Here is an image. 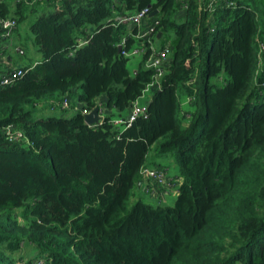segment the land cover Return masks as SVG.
Returning a JSON list of instances; mask_svg holds the SVG:
<instances>
[{
  "label": "trees",
  "instance_id": "trees-1",
  "mask_svg": "<svg viewBox=\"0 0 264 264\" xmlns=\"http://www.w3.org/2000/svg\"><path fill=\"white\" fill-rule=\"evenodd\" d=\"M144 10L158 11L146 43L120 22ZM32 16L40 58L18 65ZM2 19L17 26L0 25V264H264V0H0ZM157 38L171 50L160 89L117 127L153 81ZM141 184L175 205L145 203Z\"/></svg>",
  "mask_w": 264,
  "mask_h": 264
},
{
  "label": "built area",
  "instance_id": "built-area-1",
  "mask_svg": "<svg viewBox=\"0 0 264 264\" xmlns=\"http://www.w3.org/2000/svg\"><path fill=\"white\" fill-rule=\"evenodd\" d=\"M37 1V0H36ZM214 1H220V0H214ZM147 18H151L150 16H148V10H144V11H138L134 14L125 16L123 18L120 19V22L122 24H129L130 27H135L139 29V32L137 34L136 39H138L139 41H142L144 43L146 42H151V37L155 35V28L153 26V24L151 22L148 21V27H146V29H143V25L144 23H146V19ZM0 25L2 26L3 30H5V35L11 37L13 31L15 30L17 23L15 20H10V19H2L0 20ZM2 43V40L0 38V45ZM1 48H5L7 49L6 46H1ZM152 50V54L150 56V58L148 59V61L145 63L147 68L154 70L155 72V76L153 78L152 83L148 86L150 87L154 93L156 91H158L160 89V83L162 78L165 76L166 74V69L168 67L169 61H170V56H171V50L170 47L167 46L165 49L163 50H159L158 48H156L155 46L151 47ZM146 52L145 47L142 46V44L140 46L134 47L130 52H125L124 54L129 57H135V56H139V55H143ZM15 73L21 74L22 72L15 68L13 70ZM9 80H4L5 84H8ZM68 105L67 103L64 104V108H67ZM146 111V104L142 105L139 103H136L133 106V109L130 113V115L127 118H118L115 119V121L113 122L114 125H116L117 127H122L125 126L129 127L134 121L135 119L140 116L143 115ZM91 112H88L86 110H83V114L85 116L89 115ZM103 113H101L102 116ZM13 127L10 128V130ZM9 130V129H8ZM9 130V131H10ZM10 134V133H9ZM17 138H21L22 135L20 133H17ZM143 177L145 179H152L154 181V184L157 185V188H163L167 185H169L172 181H171V177L168 176V174L162 172L161 170H157V169H151V168H146L143 169L142 173ZM36 264H45L44 261H37Z\"/></svg>",
  "mask_w": 264,
  "mask_h": 264
},
{
  "label": "rangeland",
  "instance_id": "rangeland-1",
  "mask_svg": "<svg viewBox=\"0 0 264 264\" xmlns=\"http://www.w3.org/2000/svg\"><path fill=\"white\" fill-rule=\"evenodd\" d=\"M153 1H156V0H153ZM151 18H147V20H149ZM32 20H33V16L30 17L27 21L23 22L22 24H20L19 26V32H20V35L17 36V37H14L13 39V44L15 46H18L19 42L20 41H26L28 43V47L25 49V52H23V59L19 62L17 61V54L19 52V49H16V52L13 48H11L9 54L10 56L13 58V62H15L16 64L18 65H26V64H31V63H34L36 60H38L40 58V54L37 52V49L36 47L32 44V38L30 37V32H29V27L32 23ZM28 34V35H27ZM13 47V46H12ZM155 47L156 48H161V41H160V38H157L156 40V44H155ZM18 51V52H17ZM142 60V55H139V56H135V57H132L130 58V61H129V68L131 71H134L139 63L141 62ZM215 81V79L213 80ZM215 83H220V81L216 80ZM154 94V91L148 87L144 93H143V96L137 101L138 103H146V102H149L151 100V97L153 96ZM41 109V106L38 105V110ZM47 114V113H46ZM106 114V113H105ZM39 115H43L41 113H39ZM48 115V114H47ZM173 162V167L171 169V175L173 173V170L176 169V166H175V159L172 155H169V156H164V157H158V158H155L154 154L151 153L149 155V158L147 159V166L149 167H153L155 166V164H162V165H165L169 168L170 170V165L166 164L168 162ZM138 190L135 191V193H137ZM137 196H139V193L137 194ZM137 198V197H135ZM143 200L145 203L147 204H150V205H153V206H157V205H163V206H174L175 203H176V200H177V196L174 195V194H167L164 199L165 201H162L161 200V197L159 196H154V198L150 197L149 195H144L143 197ZM20 255H23L24 257V260L26 259H29V258H34L36 257V253L35 251L33 250L32 247H25Z\"/></svg>",
  "mask_w": 264,
  "mask_h": 264
},
{
  "label": "water",
  "instance_id": "water-1",
  "mask_svg": "<svg viewBox=\"0 0 264 264\" xmlns=\"http://www.w3.org/2000/svg\"><path fill=\"white\" fill-rule=\"evenodd\" d=\"M157 14H158V11L152 13V14L150 15V17L153 18V17H155ZM120 50H121V48H120ZM19 51H20V50H19ZM85 118H86V123H87L88 125L93 126V125H95V124L101 122L103 117L101 116V111H100V109H99V108H96V109H94L89 115H87Z\"/></svg>",
  "mask_w": 264,
  "mask_h": 264
},
{
  "label": "crops",
  "instance_id": "crops-1",
  "mask_svg": "<svg viewBox=\"0 0 264 264\" xmlns=\"http://www.w3.org/2000/svg\"><path fill=\"white\" fill-rule=\"evenodd\" d=\"M150 22V21H149ZM148 21L143 25V29H146V27H148ZM140 104H142V105H145V104H148V102H146V103H140ZM102 117H103V115H102ZM166 164H168V165H170V170H169V168L167 167V166H165V165H162L161 164V166L162 167H164L165 169H166V171L167 172H169V175L171 176V169H172V165H173V162L171 161V162H168V163H166ZM177 171H176V169L175 170H173V175L175 176V173H176ZM138 193L139 194H141V195H145V194H147V195H149L150 197H152V198H154V196H156L157 194H153V192L151 191H147V190H145V186H143V184H141L140 185V188L138 189Z\"/></svg>",
  "mask_w": 264,
  "mask_h": 264
}]
</instances>
